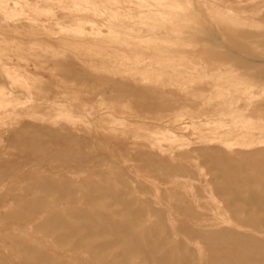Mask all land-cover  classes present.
Here are the masks:
<instances>
[{"label": "rangeland", "instance_id": "1", "mask_svg": "<svg viewBox=\"0 0 264 264\" xmlns=\"http://www.w3.org/2000/svg\"><path fill=\"white\" fill-rule=\"evenodd\" d=\"M0 191V264H264V0H0Z\"/></svg>", "mask_w": 264, "mask_h": 264}, {"label": "bare ground", "instance_id": "2", "mask_svg": "<svg viewBox=\"0 0 264 264\" xmlns=\"http://www.w3.org/2000/svg\"><path fill=\"white\" fill-rule=\"evenodd\" d=\"M191 95V94H190ZM188 97V96H187ZM30 101V100H29ZM181 115V114H180ZM85 116V115H84ZM4 149V148H3ZM20 155V154H19ZM14 185V184H13ZM13 190V189H12ZM1 192V191H0ZM63 192V191H62ZM74 192V191H73ZM12 205V204H11ZM2 210V209H1ZM82 211V210H81ZM11 212V211H10ZM136 215V214H135ZM8 218V217H7ZM19 218H21V216L19 217ZM9 219V218H8ZM105 221H107V220H105ZM55 222V221H54ZM53 223V222H52ZM71 225V224H70ZM100 225V224H99ZM64 226V225H63ZM128 230H130V228H128ZM125 233V232H124ZM96 236V235H95ZM125 242V241H124ZM128 245V244H127ZM22 246H23V243H22ZM15 247V246H14ZM27 249V248H26ZM21 250V249H20ZM24 250V249H23ZM103 250V249H102ZM22 252V251H21ZM31 252H33V251H31ZM138 254V253H137ZM2 256V255H1ZM170 256V255H169ZM39 258V257H38ZM38 258H37V260H38ZM43 260V259H42ZM51 262V261H50ZM47 263H49L48 261H47ZM6 264V263H5Z\"/></svg>", "mask_w": 264, "mask_h": 264}]
</instances>
